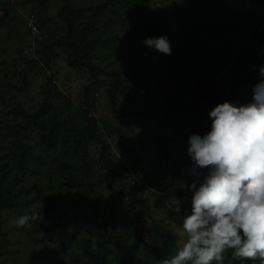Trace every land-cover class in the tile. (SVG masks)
Returning <instances> with one entry per match:
<instances>
[{"label": "trees", "instance_id": "trees-1", "mask_svg": "<svg viewBox=\"0 0 264 264\" xmlns=\"http://www.w3.org/2000/svg\"><path fill=\"white\" fill-rule=\"evenodd\" d=\"M22 1L25 4H31L34 0ZM37 1L46 5L49 0ZM63 1L65 4L58 11L57 17L64 25L62 28L66 30V33L58 39L47 38V42L51 44L49 47L51 51L45 50L43 62L36 56L30 58L31 65L28 70L37 69L45 74L43 85L37 95L42 96V101L38 102V108L34 111L27 110L18 102L15 107L8 110L14 114L15 124L9 131L0 133V211L14 208L25 215L24 208L27 206V215L37 217L30 221L35 231L32 235L33 239L36 243H40L42 251L54 256L50 258L51 260L55 258L64 260L62 254L71 252L69 248L81 232L74 230V233L67 235V232H64L67 226L62 222L64 218L73 214L72 210L78 211L82 206L85 211L101 219L99 238L101 233H108L109 239L115 240L114 244H116L120 239L118 231L126 230L129 238L135 239L132 242L127 240L122 244L120 258L115 264H159L161 259L170 255H164L161 246L145 240V249L151 257L156 258L155 262L145 259L141 252L142 242L138 238L146 229L145 226L139 225H143L142 222L148 216L149 203L142 196L144 190L149 186L154 191H160L162 206L165 208L164 217L168 223H177V218L180 216L178 228H182L186 212L184 209L176 212L174 210L176 205L172 203L174 200L182 201L187 197L182 184L187 178L186 170L189 160L186 156H181V150H184L185 145L188 144L190 134H204L209 131L211 120L205 122L209 118V111L218 103L233 100L240 89L252 88L257 83V74L254 72L251 75L240 76L236 68L225 61L220 68L231 71L232 75L229 78V80L232 78L231 82L229 86L226 83L220 88L211 86L200 91L198 101H202L203 105H199L194 98V102L189 106L188 102L171 96L172 105L165 113L160 112L158 107L128 110L119 103V99L122 92L130 89L127 81L135 77L129 72L122 74L117 70L108 71L106 67L95 62L96 49L105 42V30L109 25L101 24L99 19L102 18L101 14L113 10L114 6L128 8L129 3H135L147 7L149 0H105L102 4L88 7L78 4L76 6L72 0ZM186 1L196 3L199 11L197 18H191L187 14L184 18L186 22L193 19L194 25L213 33L216 38L220 37L224 41H230V35H234L235 25L247 26L252 22L261 26L257 30V36L264 46V0ZM11 8L13 7L9 5L8 9L11 10ZM155 22H158V26L163 23L162 14L150 17L147 23ZM69 39L72 40L69 41ZM97 43L100 45L97 46ZM59 48L67 53L65 63L62 61L63 58L55 60L59 56L57 50ZM152 53L150 51V54ZM56 61H62L70 68H77L80 72L89 74V81L80 94L83 95L82 100H74L61 93L57 84L60 70L54 68ZM216 67L212 64L211 76L218 73ZM26 71L21 70L18 76L25 85L20 89L29 91L32 74ZM100 73L110 78L106 84L105 94L114 119L123 124L126 120L136 117L151 123L150 126L155 131V148L154 150L143 149L147 155L146 161H143V156L130 149L131 155L126 156L130 163L129 167L118 169L114 158L108 155L110 146L108 138L120 128L104 122L93 111L96 106L94 94L96 90H99ZM52 89L56 91L53 92ZM15 98L18 100L17 96ZM55 99L60 102H54ZM168 99L171 98L168 97ZM191 116L197 117V121L189 122L187 119ZM186 121L191 123L190 127ZM193 125H199L202 128L197 131ZM108 129L109 131L106 132ZM37 148H39L36 154L38 160L42 162L44 157H49L54 163L53 166L57 167L63 177L57 189L53 185L49 187L50 193L47 192L46 187L38 183L24 182L25 179L29 180L25 177V173L29 170L30 155ZM6 149L8 154H12L11 160L15 161L18 171L14 170V165L3 155ZM97 164H100L103 172L94 169ZM79 172H84L85 176H80ZM24 188L28 190L24 192L22 190ZM75 190L81 193L80 203L70 198ZM27 192L31 194L30 198L25 195ZM107 193H109V199ZM91 197H94V200L89 202ZM153 221L159 230L165 229L161 223L162 219L158 221L153 218ZM181 233L177 237L178 241L170 235L172 240L170 250L176 252L184 243L185 238ZM66 235L67 240H64ZM0 236L3 237L5 234ZM53 236H56L60 244L54 248H43V241ZM91 243L92 232L90 231L83 246L84 254L91 249ZM95 244L99 247L102 242L96 241ZM107 249L105 248L103 252L104 264H109ZM8 251L7 247L4 248L1 245L0 238V257ZM132 253H137L136 263L128 259ZM38 255L40 256V253ZM223 264H241V261L233 262L229 252ZM247 264L252 262L249 261Z\"/></svg>", "mask_w": 264, "mask_h": 264}, {"label": "rangeland", "instance_id": "rangeland-1", "mask_svg": "<svg viewBox=\"0 0 264 264\" xmlns=\"http://www.w3.org/2000/svg\"><path fill=\"white\" fill-rule=\"evenodd\" d=\"M73 4L84 7L102 4L105 0H72ZM63 0H49L47 4L34 0L31 4H25L22 0H0V133L9 131L15 122L14 114L11 111L18 102L27 110L34 111L38 108V102L42 101V96L38 93L44 82V73L30 68L31 57L36 56L41 62L44 61V53L50 50L47 38L50 40L58 39L66 33L62 27L64 25L58 19V11L64 6ZM11 5L13 8L8 9ZM128 8L114 6L111 11L101 14L99 21L107 25L105 30V42L96 49L95 62L108 71L117 70L122 74L129 72L134 79H129L127 83L130 89L121 93L119 103L128 110L136 108H155L158 107L160 112L165 113L172 105V97L178 100L188 102L189 106L198 101L199 92L205 88L223 87L226 83L229 86L232 73L227 69L220 68L225 61L236 68L238 75L247 76L254 73L253 66L260 65L264 61V46L259 42L257 30L261 27L258 24L250 22L249 25L243 26L238 24L234 26V35H230V41H224L220 37L216 38L213 33L199 28L194 25V20L185 21L188 14L191 18H197L199 11L197 4L186 0H149L147 7L141 4L129 3ZM7 9V10H6ZM174 10V11H173ZM6 11L7 14H6ZM33 14V15H32ZM156 14H162L163 23L158 26V22L149 24L148 19ZM127 21L125 22V19ZM225 18V17H224ZM191 25H190V24ZM34 25L39 31L35 30ZM193 27H196L195 29ZM209 32V33H208ZM166 34L172 46V54L164 55L147 46L142 41L144 38L156 37ZM113 39V40H111ZM72 39H69L71 41ZM111 40V41H108ZM59 56L55 60L63 58L65 63L67 53L57 49ZM150 51L153 52L150 54ZM35 52V54H31ZM38 52V54L36 53ZM62 53V54H61ZM63 55V56H62ZM150 56V57H149ZM62 61H56L54 68L60 70L58 73L57 84L61 93L74 100H82L80 95L84 86L89 81V74L80 72L77 68H70ZM212 64L217 66L218 73L211 76ZM21 70H27L32 74L29 82V91L24 88V81L19 80L18 76ZM48 76V72H47ZM99 90H96V106L94 112L106 123H110L120 129L109 136L110 146L108 155L113 157L117 167H129L126 158L131 155L130 149L138 155L143 156L146 161L147 155L144 150L155 148V131L151 123H147L140 118L126 120L123 124L113 118L107 95L105 94L106 84L110 78L103 73L99 74ZM26 82V81H25ZM217 84V85H216ZM250 87L240 89L232 101L241 103L251 99ZM53 92L56 90L52 89ZM17 96L18 100L15 98ZM172 96V97H171ZM168 97L171 99L169 100ZM55 99L54 102H60ZM8 104V105H7ZM197 117L191 116L187 119L189 122L197 121ZM210 119H206L207 123ZM185 121V120H184ZM188 126H191V123ZM110 125V126H111ZM195 130L200 131L202 127L193 125ZM140 130V131H139ZM210 130V129H209ZM109 129L106 131L108 132ZM139 131V132H138ZM127 144V146H125ZM174 146V145H173ZM187 145L181 150V156H187ZM144 149V150H143ZM39 148L35 149L30 157L29 170L25 173V183H38L47 188L54 186L58 188L59 181L63 179L56 166H53L49 157H44L40 162L37 158ZM3 155L14 165V170L18 167L11 160L12 154H8L7 149ZM98 172H103L100 164L94 166ZM22 175V173H20ZM80 176H85L84 172H79ZM187 179V178H186ZM22 188V187H21ZM186 191L187 197L182 200L185 212L190 210L191 193L187 191L186 183L182 184ZM26 192L28 189H22ZM160 191H154L153 188L147 187L143 192L144 199L149 203L148 216L142 222L146 229L138 238L142 244V255L145 259H151L155 262V257L145 249V240L161 246L164 255L174 254L170 250L172 242L170 235L177 238L182 232L178 228L180 216L177 223H168L164 217L165 208L162 206ZM25 195L30 198L29 192ZM95 195V193H94ZM80 203L81 193L75 190L70 197ZM109 199V193H107ZM94 197L89 198L92 202ZM91 207V205H90ZM27 206L24 208V214L27 215ZM67 218L63 219V225L67 226L68 234L74 233V230L80 231L73 241L70 253H63L64 260L54 258L52 254H46L42 251L40 243H36L32 235L35 231L33 227H17L13 223L14 218L23 214L14 208L0 211V236L1 245L8 248V252L0 257V264H104L103 252L108 248L109 264L118 263L120 258L122 244L132 242L135 239L129 238L126 230H119L120 237L118 243L109 239L110 234H98L101 219L93 213L85 211L81 206L79 210H72ZM153 218L160 221L165 229H158ZM165 219V220H164ZM30 223V222H29ZM63 231V230H62ZM92 232V243L90 250L83 253V246L86 241L88 232ZM158 231V232H157ZM134 233H139L134 231ZM40 235V234H39ZM67 235L64 240H67ZM7 241V242H6ZM96 241H101V246H96ZM43 248H54L60 244L56 236L49 237L43 241ZM108 242V243H107ZM182 245H180L181 247ZM6 251V249H3ZM171 251V252H170ZM40 253V256L38 255ZM137 253H132L128 259L137 261Z\"/></svg>", "mask_w": 264, "mask_h": 264}, {"label": "clouds", "instance_id": "clouds-1", "mask_svg": "<svg viewBox=\"0 0 264 264\" xmlns=\"http://www.w3.org/2000/svg\"><path fill=\"white\" fill-rule=\"evenodd\" d=\"M142 43L172 54L166 34ZM253 69L257 83L251 99L218 103L208 113L210 130L188 137L185 183L191 196L182 224L185 239L159 264H223L229 252L233 262L264 264V63ZM172 203L176 212L183 211L181 200ZM36 218L22 215L13 223L29 227Z\"/></svg>", "mask_w": 264, "mask_h": 264}, {"label": "built area", "instance_id": "built-area-1", "mask_svg": "<svg viewBox=\"0 0 264 264\" xmlns=\"http://www.w3.org/2000/svg\"><path fill=\"white\" fill-rule=\"evenodd\" d=\"M34 27H35L34 29H35V30H37V32H38V31H39L38 27H37V26H35V25H34Z\"/></svg>", "mask_w": 264, "mask_h": 264}]
</instances>
